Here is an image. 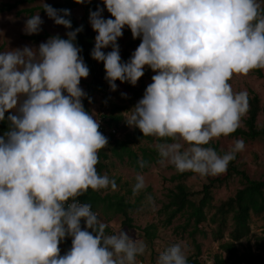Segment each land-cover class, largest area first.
Segmentation results:
<instances>
[{
  "label": "clouds",
  "instance_id": "obj_1",
  "mask_svg": "<svg viewBox=\"0 0 264 264\" xmlns=\"http://www.w3.org/2000/svg\"><path fill=\"white\" fill-rule=\"evenodd\" d=\"M103 4L114 19L103 18L99 6L90 11L97 33L90 56L103 62L110 90H116V80L135 85L145 66L156 72L142 98L123 112L126 124L144 136L170 138L157 148L180 173L225 172L243 140H234L222 156L205 145L233 133L247 112V91L234 92L229 80L264 69V8L258 0ZM42 8L56 25L71 29L70 10L45 3ZM42 23L36 13L23 31L38 34ZM124 26L141 42L121 62L117 39ZM80 31L82 26L67 31L66 39L55 35L38 47L0 52V121L14 110L0 136V264H136L145 251L143 241L123 231L106 235V224L91 206L76 199L89 188H116L96 170L98 151L108 140L82 104L91 98L79 86L89 75L75 44ZM109 46L111 51H102ZM136 181L134 194L145 186L142 175ZM66 236L71 247L60 255L58 244ZM156 264H187L183 242L161 252Z\"/></svg>",
  "mask_w": 264,
  "mask_h": 264
},
{
  "label": "rangeland",
  "instance_id": "obj_2",
  "mask_svg": "<svg viewBox=\"0 0 264 264\" xmlns=\"http://www.w3.org/2000/svg\"><path fill=\"white\" fill-rule=\"evenodd\" d=\"M16 0H0V6L4 3H14ZM61 0H36L32 3H23L18 5L16 8L8 11H0V52L7 51L9 49L20 48L25 45L31 47H38L40 43L33 44L24 38L25 34L23 31L26 19L29 17L28 14H16V11L20 9H28L35 6H43L45 4H56L60 3ZM97 6L102 9L101 15L103 18H108L111 14L104 8L103 0H96ZM261 7H264V0H258ZM84 3H77V5L71 9V13L76 19L80 21L84 13ZM39 13L43 23L40 26L41 30L38 34L49 33L52 35L66 36L65 33L69 29L64 28L61 25H56L52 19L48 18L45 12L35 10L32 14ZM87 25L91 28L89 18L86 20ZM36 35V34H32ZM97 33H95V36ZM94 36V37H95ZM132 37L131 31L127 26L122 29V36L117 39L119 45V54L121 62H126L131 57V54L138 47L141 42L140 37L135 39L139 40V43L129 47L128 43ZM94 45V38H93ZM105 53L111 51V47L102 49ZM123 51H127L128 55L123 56ZM103 63L102 61L98 64ZM264 75V69H261ZM156 72L145 66L144 74L137 80L135 85L130 86L138 90L141 95L133 96L126 89L120 85L115 91L108 88L106 91L110 97L111 107H120L119 113L122 115V121L114 125L117 130V139H126L129 135H133L137 128L129 127L124 120L125 111L130 110L139 99L142 98L146 87L152 82L151 77ZM91 81V73L86 78H81L79 86L87 93V86ZM234 92L247 91L248 96L255 94L259 98V103L262 111L259 113L257 118V125L260 127L264 123V78H259L251 72L245 74H234L229 80ZM125 95H121V94ZM24 97H21V100ZM85 104V110L93 111L95 118V112L98 110L100 102V92L93 93ZM83 99V100H84ZM82 100V104L83 103ZM13 113L14 110H8ZM246 117V113L241 117L239 127H243V120ZM240 138H228L218 137L213 138L212 142H217L219 147L226 152L230 151L233 146V141ZM243 140V139H242ZM244 148L242 151L235 153V164L239 169L244 170L249 178L251 179H263L264 178V145L259 140L245 141ZM183 143V142H182ZM155 146V141L148 142L146 139H141L131 147L137 150L138 147ZM187 147V145H185ZM106 151L107 145L103 148ZM100 155V153H98ZM107 167L109 165L111 173L101 169L99 174H107L110 179H113L116 184V188L112 189L111 186L105 189L97 190L102 196L110 197L111 201L115 200L114 196L122 197L126 204L130 207L127 209V214L131 219V227L123 224V217L114 212L111 209H106L105 213H101L100 210H95L98 215V219L106 224L109 229L108 234H116L119 231H123L129 235L133 240H141L145 244V251L143 254L136 256V264L143 262L144 264H154L161 252L165 251L168 247L175 243L183 242L185 246V254L187 260L192 257H198L210 261L213 264V260L216 255H219L226 261V264H233L232 260H227V255L219 249V243L213 238L212 230L214 225H209L208 221H205L201 226L194 230L192 219L187 218V214H177L171 223L167 226L164 225L166 214L164 211V205L168 203L169 191L173 189L177 181L172 180L171 177L176 173L173 169L174 166L167 162L166 159H161L158 163L150 165L149 169L144 173L135 172L127 164L122 163L115 158H105ZM102 171V172H101ZM142 175L144 177V188L137 193H133V187L136 184V176ZM225 176V172L217 175L200 176L194 173L186 177L182 182L191 191H199L204 184H207L209 180L220 179ZM242 187L237 176L232 177L229 181H224L222 184H215L212 189V201L211 203L217 205L220 201L225 200L229 196H233L238 188ZM199 198V196H197ZM195 197V198H197ZM210 210V209H209ZM214 210L207 214V218L211 216ZM191 222H189V221ZM84 225V222L81 224ZM154 226L149 229L151 233L148 236L144 229L148 226ZM250 232L247 237L242 238L238 243L237 247L239 252L246 247H250L251 250L256 253L262 252L264 246V212L261 215H251L249 220ZM154 235L152 237V233ZM228 239V234L224 235V240ZM62 252V251H61ZM64 252V251H63ZM62 252V254H63Z\"/></svg>",
  "mask_w": 264,
  "mask_h": 264
},
{
  "label": "trees",
  "instance_id": "obj_3",
  "mask_svg": "<svg viewBox=\"0 0 264 264\" xmlns=\"http://www.w3.org/2000/svg\"><path fill=\"white\" fill-rule=\"evenodd\" d=\"M34 1L36 0H16L14 3H4L0 6V11L8 12L20 4L32 3ZM50 5L56 9L70 10V15L66 17L71 21L70 31L82 26V31L77 33L75 44L81 48L79 55L82 56L84 63L89 69V73H91V81L87 86V97H90L95 92H105L107 96H109L106 91L109 88V85L105 79L103 63L98 64V61L92 59L90 56V52L94 46L93 38L96 32L89 28L86 20L89 18L90 11H96V0H85L84 13L79 22L76 21L71 13V9L77 5L76 0H61L60 3ZM37 9L44 12L42 6H35L28 9H20L16 11V14L19 15L21 13H26L31 16ZM109 18L113 17L110 15L106 19ZM51 36L55 35L45 32L43 34L25 35L24 38L33 44H37L45 42ZM60 37L64 39L67 38L63 36ZM137 43H139V40L131 39L128 46L131 47ZM127 55V51H123V56L126 57ZM250 72L259 78H264L263 72L260 68L253 69ZM115 83L117 87L122 85V87L134 97L141 95V93L138 90L133 89L128 82L121 83L119 80H116ZM86 99L83 100L84 108L87 102ZM120 109V107L116 106L111 107L110 103V108L106 115V122L109 125H117L122 121V115L119 113ZM261 111L262 109L260 107L259 98L255 94L248 96V109L246 117L243 120V127H238L228 136L220 137L240 138L245 141L259 140L264 145V123L260 127L257 125V118ZM10 113L11 112L6 111L5 120L0 121V136L4 135L9 129L10 122L7 120V116ZM141 139H146L148 142L155 141V146L138 147L137 150H134L130 144H136ZM171 142L170 138L144 136L137 128L134 134L126 140L117 139L114 136L110 137L107 144V150L110 151L112 156L119 160L124 161L126 159V163L131 166L134 171L146 172L151 164H156L162 159L157 144ZM205 147L213 148L218 155L221 156L226 153L225 150L219 147L217 142L210 141ZM141 162H143V167H141ZM173 169L176 173L171 179L177 181V183L174 185L173 189L169 191L168 203L164 205V211L166 214L164 225L167 226L177 214L183 213L187 214V218L193 220L192 225L194 230H197L202 223L208 221L209 225H214V229L212 230L213 238L217 241H221L219 243V249L222 252H225L227 260H232L233 264H264V246L262 247V254L260 252L254 253L250 247H246V249L239 252L237 247L241 239L247 237L250 232L249 220L251 215H261L264 212V178L257 180L249 178L244 170L238 168L235 164L234 158L228 163L224 177L209 180L199 191H191L182 181L194 173L191 171L180 173L175 167ZM234 176L239 178L242 187L238 188L233 196H229L225 200L220 201L217 205L214 203L212 204V189L214 188V185L229 181ZM197 196H199V198ZM114 197V201H111L109 198L106 201V199L100 197L96 191L88 189L78 196L77 199L89 204L94 211L98 209L99 204H102L103 207L111 208V210L119 213L123 217V224L131 227V219L127 214V209L130 205L126 204L122 197ZM211 209L214 211L210 213L211 216L207 218V214ZM83 222L82 219L80 224ZM84 227L85 225H81V230H84ZM153 227L154 226L150 225L144 229L148 236L151 235L149 229H152ZM88 231L91 232L92 230L88 229ZM108 232L109 229L106 227L105 234H108ZM226 233L228 234V239L222 241ZM153 235L154 232L152 233V237ZM71 240V237L66 236L65 239L58 244L60 255H64L70 249ZM61 251H64L63 254ZM198 259V257H192L188 259L187 262L197 263ZM213 264H226V261L219 255H216Z\"/></svg>",
  "mask_w": 264,
  "mask_h": 264
},
{
  "label": "built area",
  "instance_id": "obj_4",
  "mask_svg": "<svg viewBox=\"0 0 264 264\" xmlns=\"http://www.w3.org/2000/svg\"><path fill=\"white\" fill-rule=\"evenodd\" d=\"M100 102L98 110L95 113V118L99 121V131L107 138L116 137L117 130L114 126L109 125L106 122V115L108 114V110L110 108V97L107 96L105 92H100ZM89 190H92L89 188ZM77 199V198H76ZM80 203H85L82 200L77 199ZM91 210L95 212L92 208ZM96 213V212H95ZM97 214V213H96ZM98 216V215H97ZM138 264H144L143 262H139ZM156 264V262L154 263ZM187 264H211L210 261L198 259L197 263L187 262Z\"/></svg>",
  "mask_w": 264,
  "mask_h": 264
},
{
  "label": "crops",
  "instance_id": "obj_5",
  "mask_svg": "<svg viewBox=\"0 0 264 264\" xmlns=\"http://www.w3.org/2000/svg\"><path fill=\"white\" fill-rule=\"evenodd\" d=\"M22 14V13H21ZM33 15V14H32ZM31 15V16H32ZM29 16V15H28ZM31 16H29V17H31ZM90 28V27H89ZM69 31H70V29H69ZM60 36H62V35H60ZM63 37H66V36H63ZM83 106H84V104H83ZM89 112H91L92 114H93V111L92 110H89ZM96 113V112H95ZM131 135H129L127 138H129ZM126 138V139H127ZM126 139H122V140H126ZM107 140H110V137L109 138H107ZM131 146L132 145H134L133 143H131L130 144ZM98 153H100V155H98V157H99V160H98V163H97V165H96V170H97V172H98V174H99V172H100V170L101 169H103V170H105L106 172H108V173H111L112 171H110V168H109V165H108V167H107V163H105V161L106 160H104L105 158L107 159V158H115L116 160H118V161H120V162H122V163H125V164H127L126 163V159L124 160V161H122V160H119L118 158H116V157H114V156H112L111 155V153H110V151H108V153L106 154V151L105 150H103V148L102 149H100L99 151H98ZM158 163V162H157ZM128 165V164H127ZM152 165V164H151ZM129 166V165H128ZM129 167H131V166H129ZM132 168V167H131ZM133 169V168H132ZM134 170V169H133ZM102 172V171H101ZM136 172V171H135ZM138 173H144V172H138ZM92 191H96V193H98L99 195H100V197H104L105 199H106V201H107V199L109 198L110 199V197H108V196H102L97 190H92ZM118 197V196H117ZM106 209H111V208H108V207H103V205L102 204H99V206H98V209H96V210H100L101 211V213L103 214V213H105V210ZM139 263V262H138Z\"/></svg>",
  "mask_w": 264,
  "mask_h": 264
}]
</instances>
